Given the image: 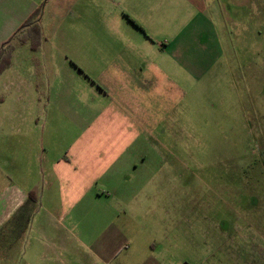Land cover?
<instances>
[{
	"label": "rangeland",
	"instance_id": "obj_1",
	"mask_svg": "<svg viewBox=\"0 0 264 264\" xmlns=\"http://www.w3.org/2000/svg\"><path fill=\"white\" fill-rule=\"evenodd\" d=\"M6 1L11 11L0 16V34L14 30L10 41L42 7V37L36 40L27 29L20 40L29 44H18V37L11 42L19 56L14 75H0V121L21 105L14 101L15 87L8 91L4 82L16 81L17 73L34 81L33 66L41 65L37 81H83L70 66L83 70V60L95 73L120 57L137 72L152 65L162 69L171 119L154 134L166 149L152 156L160 160L159 153L165 164L169 211L152 213L150 237L215 240L208 248L217 256L203 264H264V0H205V8L170 0L169 10L157 4L150 9L154 20L133 0ZM26 5L37 8L24 19ZM134 17L148 20L149 44L128 23ZM79 253L81 260L71 264H90L82 247Z\"/></svg>",
	"mask_w": 264,
	"mask_h": 264
},
{
	"label": "crops",
	"instance_id": "obj_2",
	"mask_svg": "<svg viewBox=\"0 0 264 264\" xmlns=\"http://www.w3.org/2000/svg\"><path fill=\"white\" fill-rule=\"evenodd\" d=\"M133 1L145 7L146 17L156 4L169 10L170 0ZM185 1L206 6L205 0ZM9 3L0 0L1 18L11 11ZM36 8L26 5L24 19ZM148 20L128 18L145 43L151 40ZM13 32L4 28L0 45ZM25 32L14 39L25 37ZM175 48L180 53L182 44ZM17 50L5 71L7 80L15 73ZM80 62L86 74L70 66L83 81H37L42 74L37 65L29 69L34 81H22L17 73L16 81L4 82L8 91L15 87L14 101L21 105L5 111L0 121V264L77 263L79 247L90 264H203L209 256L215 260L217 255L208 248L216 246L213 239L150 237L152 213L169 211L165 164L159 153L160 160L152 156L166 149L154 134L171 119L162 80L167 75L153 65L137 72L123 57L99 73ZM44 70L54 74L50 66ZM41 106L44 111L37 113ZM42 115L43 121L36 119ZM27 213L31 222L25 228L19 219ZM159 227L163 233L168 230Z\"/></svg>",
	"mask_w": 264,
	"mask_h": 264
},
{
	"label": "trees",
	"instance_id": "obj_3",
	"mask_svg": "<svg viewBox=\"0 0 264 264\" xmlns=\"http://www.w3.org/2000/svg\"><path fill=\"white\" fill-rule=\"evenodd\" d=\"M42 14V7L39 8L26 22L25 24L19 29V31L15 34V36H18L21 32L24 30L26 31L27 29L28 32L31 31L34 33V36L37 37L36 40L41 39V31H40V17ZM26 37V36H25ZM14 39V37H13ZM6 42L5 44L2 45L0 49V75L6 71L8 68L11 66V58H12V53L14 50V46L12 45V41ZM22 39V38H21ZM27 39L20 40L19 39V44H25ZM38 43V42H37ZM32 193L30 194V199L33 200ZM19 222L22 223L23 227L28 228L29 224L31 222V213H27L26 215H23L20 217Z\"/></svg>",
	"mask_w": 264,
	"mask_h": 264
}]
</instances>
